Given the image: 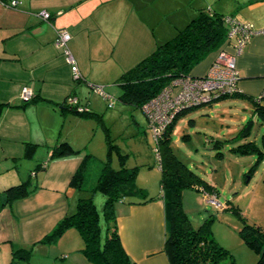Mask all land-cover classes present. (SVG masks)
I'll return each instance as SVG.
<instances>
[{
    "label": "crops",
    "instance_id": "1",
    "mask_svg": "<svg viewBox=\"0 0 264 264\" xmlns=\"http://www.w3.org/2000/svg\"><path fill=\"white\" fill-rule=\"evenodd\" d=\"M15 1L10 7L9 0H0V103L7 105L0 113V192L27 181L28 194L0 209L4 250L0 264H8L13 247H38L35 242L72 212L68 181L87 152L92 124L62 110L64 98L74 95L80 101L77 87H84L86 82L101 84L105 97H116L119 88L114 81L121 72L171 37L198 8H215L211 0ZM240 8L243 14L238 20L249 24L254 33L235 58L236 88L256 97L264 92V0H244L232 11L215 10L234 18ZM39 11L49 13L47 21L35 16ZM61 28L69 34L66 46L81 76L78 81H73L69 65L54 45L56 30ZM213 57L211 53L195 66L191 77L203 75ZM96 67L97 73L92 71ZM23 87L33 94V101L26 104L20 98ZM81 100L99 115L96 104L102 100L97 95ZM58 141H66L80 152L48 159ZM25 143L36 144L29 157L23 156ZM43 161L44 166L36 167ZM112 211L120 244L132 264H169L162 251L165 212L161 199L140 204L125 197L114 202ZM44 212L48 213L42 216ZM72 231L67 229L62 234L66 247L58 256L51 255L49 264H90L80 253V238Z\"/></svg>",
    "mask_w": 264,
    "mask_h": 264
},
{
    "label": "trees",
    "instance_id": "2",
    "mask_svg": "<svg viewBox=\"0 0 264 264\" xmlns=\"http://www.w3.org/2000/svg\"><path fill=\"white\" fill-rule=\"evenodd\" d=\"M231 19H234L231 14L225 15L210 7L198 8L194 16L177 29L171 37L156 44L134 65L118 75L114 81L119 88V93L116 96L117 101L139 109L148 125V117L142 109L143 105L152 100H159V95L164 91L168 96H172L178 91L174 88L176 86L179 88L175 84L176 81L191 77L190 72L195 66L209 54L215 55L220 47L227 45L229 20ZM80 79L81 76L78 75L77 78H73V81ZM72 97L75 102L69 104L67 100ZM224 99L246 100L250 103L252 115L263 126L258 146L252 141H245L229 149L232 153L253 154L255 160L249 169L252 171L258 159L264 155V92L252 97L236 89L229 93L219 94L206 103L183 105L171 117H168L162 123L159 132L153 135L155 162L160 171L158 184L160 194L147 197L142 189L134 185L133 178L137 168L123 165L122 157L125 154L116 152L117 158L120 159L118 160L119 166L117 168L110 166L109 153L111 149H117V147L110 143V138L106 134L107 159L101 163L93 188L104 197L101 210L104 224L100 227L99 215L92 199L79 196L78 192L74 210L57 220L51 230L44 234L39 241L42 243L55 242L67 229H75L82 241L80 252L90 264H132L120 244L112 205L129 196L132 197L129 202L140 204L159 198L164 204L165 212V235L162 251L169 264H235L228 251L213 239L209 230L211 218L209 217L193 227L182 210L180 192L183 188L205 191L208 195L211 194L210 196H214L215 191L211 185L202 180L176 156L170 145L172 128L178 116L193 108L210 105ZM30 101H33V94L31 98L22 100V104ZM4 106L7 105L0 103V113ZM106 106L108 107V103ZM60 107L62 110H67L80 117L94 118L100 122L99 115L94 114L95 112L88 109L85 104L80 105L78 98L74 95H67ZM251 122V118H247L233 138L243 140L247 138L250 134ZM148 127L150 128L149 125ZM218 143V141H214V149L217 148ZM35 145L34 143H25L23 156H31ZM79 152V150L71 148L66 141H58L52 145L48 159L65 157ZM220 155V152L215 153L217 157ZM90 159H92L91 155L84 152L70 176L68 184L76 188L77 191H83L85 172ZM43 163L44 161L37 164L36 167L44 166ZM27 185L28 182L23 181L4 188L0 192V209L9 205L13 200L26 196L28 194ZM232 209L239 214L238 209L235 207ZM238 235L242 243L257 254V259L253 264H264V227L247 224L243 221ZM29 256V247H13L8 264H29Z\"/></svg>",
    "mask_w": 264,
    "mask_h": 264
},
{
    "label": "rangeland",
    "instance_id": "3",
    "mask_svg": "<svg viewBox=\"0 0 264 264\" xmlns=\"http://www.w3.org/2000/svg\"><path fill=\"white\" fill-rule=\"evenodd\" d=\"M242 1L244 0H211L215 8L221 10L227 8L230 11L240 6ZM242 14L243 9H238L234 19L240 22L238 19ZM92 71L97 73L98 68ZM174 89L179 88L176 86ZM104 91V86L97 83L86 82L84 87H77V92L80 93L78 97L81 99H88L94 94L102 100L101 103L96 104L99 108L97 113L102 121L82 117L92 124L86 149L92 159L85 172L83 191L69 187L70 194H67L72 211L78 192L79 196L90 197L98 212L100 227L104 224L101 212L104 197L93 188L101 163L107 159L106 134L110 138V143L117 147V149H111L109 153L110 166L117 168L118 160H120L117 158V153L125 154L122 157L123 165L137 168L133 178L134 185L142 189L147 197L160 194L158 185L160 171L155 162L151 128L148 127L139 109L121 106L116 97L111 94L105 97L107 93ZM81 99L79 103L83 105ZM109 99L112 100L111 108L106 106ZM251 110L246 101L233 99H224L210 105L193 108L177 117L170 141L176 156L215 191V195L210 196L211 194L208 195L205 191L183 188L180 192L182 210L193 227L211 218L209 230L213 239L228 251L235 264H253L257 259V254L246 247L239 238L238 231L242 222L264 227V155L258 159L252 171H249L255 156L232 153L229 150L232 146L245 141H252L255 145H259V135L263 126L252 115ZM113 112L115 116L112 117ZM247 118H251L252 121L249 136L244 140L233 138ZM98 140L99 147L96 146ZM214 141L219 142L215 149L213 148ZM88 147L91 148V152ZM216 152H220L221 155L215 156ZM131 198V196L127 197L128 200ZM234 207L238 209L239 214L232 209ZM47 213L44 212L42 216ZM71 230L80 238L75 229ZM62 234L55 242H35L40 245L35 249H30L29 262L51 263L50 256L53 254L58 256V251L66 247L61 237ZM1 246L0 243V263H2V256L4 257V250L2 252Z\"/></svg>",
    "mask_w": 264,
    "mask_h": 264
},
{
    "label": "built area",
    "instance_id": "4",
    "mask_svg": "<svg viewBox=\"0 0 264 264\" xmlns=\"http://www.w3.org/2000/svg\"><path fill=\"white\" fill-rule=\"evenodd\" d=\"M7 4L14 7L16 1L9 0ZM35 16L47 21L49 13L39 11L35 13ZM229 23L227 45L216 51L208 70L203 75L181 78L175 82L179 89L172 96H168L164 91L159 95V100H152L143 105L142 109L147 114L148 125L153 135H156L161 129L162 123L183 105L206 103L219 94L229 93L237 89L238 74L235 58L254 31L249 24L240 23L235 19L229 20ZM68 39L69 34L65 29L56 30L54 45L62 54L65 63L69 65L73 78H77L79 75L77 67L66 46ZM31 96L32 92L29 89L21 88L20 98L22 100H27ZM67 101L69 104L75 102L73 97L68 98ZM110 106H112V100L109 99L108 107Z\"/></svg>",
    "mask_w": 264,
    "mask_h": 264
}]
</instances>
